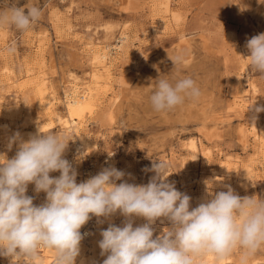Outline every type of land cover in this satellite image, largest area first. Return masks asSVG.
Here are the masks:
<instances>
[{
  "label": "rangeland",
  "instance_id": "1",
  "mask_svg": "<svg viewBox=\"0 0 264 264\" xmlns=\"http://www.w3.org/2000/svg\"><path fill=\"white\" fill-rule=\"evenodd\" d=\"M10 2L0 0V9ZM27 3H39L42 9L31 29L0 27V155L15 156L18 144L8 145L16 133L24 141L39 129L66 133L72 140L64 158L76 152V166L88 159L96 174L115 167L125 173L123 180L147 184L155 175L148 170L152 164L166 163L168 181L191 197L193 208L227 191L226 186L241 197L264 199V111H255L264 108V74L251 69L246 59L247 40L264 33V0L259 7L246 0H16L17 7ZM90 44L106 48L112 76L79 121L77 133L90 144L82 153L75 149V132L58 117L69 114L73 82H90ZM10 46L15 47L12 54L7 52ZM177 54L184 55L185 63L174 66L170 58ZM182 76L196 81L200 98L166 113L154 111L149 97L157 81ZM42 77L55 99L50 108L39 93ZM226 160L231 174L224 169ZM206 184V198L200 199ZM27 195L36 205L46 196L31 184ZM124 221L117 212L80 231L94 232L99 224L106 230ZM145 223L142 217L133 218V227ZM152 227L155 238L171 225L163 218ZM83 244L87 249L75 264H103L108 253L101 255L99 244L94 246L85 234ZM40 257L42 264H54L50 250L41 249ZM206 258L195 264H239V251L223 261ZM0 264H12L11 258L0 256ZM249 264H264V248Z\"/></svg>",
  "mask_w": 264,
  "mask_h": 264
},
{
  "label": "clouds",
  "instance_id": "2",
  "mask_svg": "<svg viewBox=\"0 0 264 264\" xmlns=\"http://www.w3.org/2000/svg\"><path fill=\"white\" fill-rule=\"evenodd\" d=\"M42 15L39 3L17 7L16 0L0 9V27L28 31ZM246 59L251 69L264 74V33L247 40ZM9 54L15 47L7 49ZM174 66L185 63L183 54L170 58ZM200 87L191 76L159 79L149 97L154 111L166 113L198 100ZM256 112L264 111L257 107ZM66 133L11 137L18 150L13 158L0 155V256L12 264H42L40 250H50L54 264H75L84 234L80 229L95 216L108 218L117 212L125 217L123 226L109 224L101 231L103 264H195L199 257L213 255L223 261L239 251V264L249 261L264 248V199L241 197L231 186L196 207L191 197L168 181V165L153 163L155 173L147 184L123 180L125 173L115 167L77 183V171L64 158L69 141ZM59 172V176L51 173ZM117 181H123L117 184ZM46 194L36 205L27 195L28 186ZM147 223L133 227V218ZM161 218L170 222L154 237L152 225Z\"/></svg>",
  "mask_w": 264,
  "mask_h": 264
},
{
  "label": "bare ground",
  "instance_id": "3",
  "mask_svg": "<svg viewBox=\"0 0 264 264\" xmlns=\"http://www.w3.org/2000/svg\"><path fill=\"white\" fill-rule=\"evenodd\" d=\"M246 2H247V5H254V6H257V7H259V5H260V0H246ZM166 9H167L166 10L167 13H170L172 15L173 11L170 8V4L166 5ZM246 10L250 14H254L253 10H250V8L247 7ZM174 15L175 14L173 13L172 16L174 17ZM44 43L45 42L42 41L41 47H42V45H44ZM89 46H90L89 49L91 50V53H92V55H91L92 56L91 57V65L93 66V72L91 73L90 78H89L90 82L89 83L88 82L87 83H81V82H78L77 79L75 80V82H73V90H72V94H71V97H70L71 99L67 102L69 104V107H70L69 114L67 115L66 118H62V117L59 118L58 117V121L59 122L62 121L64 123V127L68 131H71V132L74 131L75 132V135H76V136H74L75 149L77 151H81L82 153H85V150L90 147L89 146L90 144H89V141H88V139L86 137H84L81 134L77 133V132H79L78 131L79 130L78 127L80 126L79 125L80 124L79 121L82 119L84 114L89 111V109L91 108V104H94L96 102V98H97L96 96L99 95L98 94L99 91H101L102 88L104 89L105 86L110 83L111 76H112L111 73H110V69L111 68L109 69V68L106 67V63H107V59H108V53L106 52V48L97 47L96 45H95L96 47H94L92 44H90ZM110 64H112V63H110ZM40 80H41V82H40V84H41L40 86L41 87L39 89V93L41 95V99H42V101H43V103H44V105L46 107H48V108H50L51 106L53 107L55 99L54 98H50V95H49L50 93L47 91L48 88H47L45 79H43V77H42ZM0 110H1V107H0ZM72 110H74L75 113H73ZM1 114L2 113L0 111V115ZM261 138H263V136ZM191 149L193 151L192 152V156L194 158H197L198 147L195 145V143H193ZM81 152H79V153L81 154ZM230 163H231L230 161H227L224 164V169H225V171L228 174L232 173V168L230 169L228 167V165ZM236 169H237V167H236ZM227 184H228V182H227ZM224 185H225V182H224ZM206 187H207V184L205 185V187H202L201 190H203V195L201 194L202 196H199L200 199H202V197L205 196L204 192H205ZM204 198H206V197H204ZM161 219H163V218H161ZM105 224H106V222H105ZM161 228H162V226H161ZM102 230H103V226H102V224H99V226L96 227V230L94 232H90V231L86 230V232L84 234L86 235V237L88 239L91 240V242H92V244H94V246H97L99 244L100 238L102 237L101 234H100ZM86 249H87V247L84 244L81 245L80 246V254L85 252ZM213 257H215V256H213L211 254L207 255L206 261H207V259H211ZM207 262L204 263V264H207ZM209 263H210V261H209ZM211 263H212V261H211Z\"/></svg>",
  "mask_w": 264,
  "mask_h": 264
},
{
  "label": "built area",
  "instance_id": "4",
  "mask_svg": "<svg viewBox=\"0 0 264 264\" xmlns=\"http://www.w3.org/2000/svg\"><path fill=\"white\" fill-rule=\"evenodd\" d=\"M78 153H74L73 157H69V160L72 164L73 167L76 169L78 175H77V183L82 182L87 180L88 178H90L91 176L96 175V168L95 165L88 159L84 160L83 163L80 168L76 166L75 164V158L74 156H77ZM53 174L59 175V172H54ZM45 200L42 201V203H44ZM97 221V217L92 216V218L87 222V224L84 225V227L86 228H92L94 226V223ZM85 232L83 231V234Z\"/></svg>",
  "mask_w": 264,
  "mask_h": 264
}]
</instances>
